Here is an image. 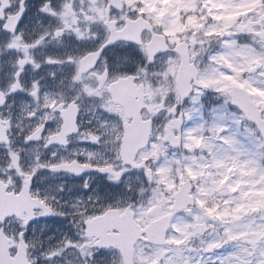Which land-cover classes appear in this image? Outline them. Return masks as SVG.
Listing matches in <instances>:
<instances>
[{
    "label": "snow or ice",
    "instance_id": "snow-or-ice-1",
    "mask_svg": "<svg viewBox=\"0 0 264 264\" xmlns=\"http://www.w3.org/2000/svg\"><path fill=\"white\" fill-rule=\"evenodd\" d=\"M0 264H264V0H0Z\"/></svg>",
    "mask_w": 264,
    "mask_h": 264
}]
</instances>
